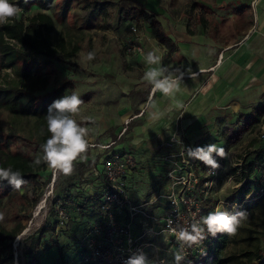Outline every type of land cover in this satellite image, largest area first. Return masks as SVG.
<instances>
[{"label":"rangeland","instance_id":"rangeland-1","mask_svg":"<svg viewBox=\"0 0 264 264\" xmlns=\"http://www.w3.org/2000/svg\"><path fill=\"white\" fill-rule=\"evenodd\" d=\"M40 1L45 5V9L30 5L29 2L19 4L23 11L17 19L25 20L37 13H47L55 24L53 42L56 43L60 37H64L72 43H77L80 49L71 57L57 54L45 58L29 54L26 71L31 70L34 75L39 74L49 79L46 88L35 94L43 95L66 82L71 83V87L65 90V95L75 92L84 101L74 119L89 129L91 143L102 145L121 136L118 143L112 146L113 149L131 153L135 159V167L129 172L130 176L126 177L129 198L136 204L150 200L165 187L166 167L161 159L162 154L160 155V151L165 149L159 144L165 140L169 131L174 132L176 127L182 130L185 137H190L191 131L183 129L180 123L181 114L170 108L174 104V97L157 92L152 101L149 102L148 97L144 101L145 93L147 96L152 93L151 86L143 80V74L148 67L145 54L155 50L162 58V65L170 69L174 68L175 63L169 54H165L158 41H152L151 38L150 43H144L143 53L131 52L130 20L123 17L120 9L142 6L145 11L162 17L158 19L166 31L173 34L180 33L182 26L190 23L189 17L195 0H69L68 5V0ZM94 1H113L116 5L109 7L108 14L103 17L92 12ZM132 23L138 25L143 40L154 37L148 19H142L141 22L134 20ZM89 51L96 53V58L92 61L86 60ZM7 69L10 68H6L4 60L0 57L2 85L5 78H14L12 69L11 75L5 71ZM154 113L158 115L154 116ZM33 127L32 119L16 121L7 111L0 110L1 139L6 141L7 147L12 151L31 159L42 157V152L28 135L18 131L25 128L27 132L32 133ZM124 128L127 130L122 135ZM256 128L257 126L250 131H247L246 126L241 128L242 136L230 153L243 159V174L246 172L245 167L254 161L255 151L264 150V138H259V129L255 131ZM231 133L233 137L238 134L234 130ZM252 139L260 143L256 145V150L255 146L249 147ZM111 149H89L75 162V170L68 176L54 172L46 165V171L38 178V186L26 185L20 189V194H25L26 197L18 195L0 208V212L4 213L0 226L6 229L18 224L23 226L21 233L12 243L13 259L7 264H27L28 259L35 260L38 264H83L79 257L81 241L85 230L93 222L92 212L96 211V197L101 199L99 196L103 195L100 173L103 160ZM204 165L202 163V166ZM228 173L234 174L235 169L228 166ZM237 177L238 175L234 180H237ZM245 178L251 190L256 191L264 185V164L254 166ZM226 179V176L222 175L216 189L211 190L213 196L208 199V205L233 200L234 183L226 186ZM87 196H94L90 202L92 205L87 200L84 201ZM34 198L38 199L36 204H32ZM261 199L245 203L239 208L238 211L246 212L247 219L234 236L227 234V254L239 256L246 252L255 254L260 251L264 255V233L261 228L264 215L259 210ZM60 207L66 208L63 217H59ZM148 213L161 215V205L153 206ZM52 228L54 230H51ZM39 235L43 237L38 250L33 256L29 255L28 248L35 243ZM152 241L159 250H152L149 258H165L172 264L173 250L166 244L164 236L155 237ZM259 263L256 259L248 262Z\"/></svg>","mask_w":264,"mask_h":264},{"label":"crops","instance_id":"crops-1","mask_svg":"<svg viewBox=\"0 0 264 264\" xmlns=\"http://www.w3.org/2000/svg\"><path fill=\"white\" fill-rule=\"evenodd\" d=\"M194 2L190 23H185L180 33L171 34L163 26L176 51L169 53L158 42L165 54L173 58L174 68L192 69V73L184 77L170 108L181 114L183 129L191 131L190 137H185L188 146L223 147L227 139L223 131H230L229 136L233 130L238 133L245 126L247 131L257 126L255 131H258L264 123V0ZM156 17L160 16L156 14ZM132 22L130 20V24ZM150 38L157 40L147 37L142 41L143 49L145 42H151ZM156 93L148 96L145 93L144 101L147 97L152 101ZM254 118L257 119L252 121ZM172 133L170 130L159 146L164 145ZM120 137L107 143L116 145ZM236 143L225 152V158L215 153L213 156L226 159ZM259 144L252 139L249 147L255 146L256 150ZM164 152L160 151V155Z\"/></svg>","mask_w":264,"mask_h":264},{"label":"built area","instance_id":"built-area-1","mask_svg":"<svg viewBox=\"0 0 264 264\" xmlns=\"http://www.w3.org/2000/svg\"><path fill=\"white\" fill-rule=\"evenodd\" d=\"M129 29L132 35L130 51L135 54L143 53V36L139 32L138 25L132 23ZM14 43L15 41L10 42L11 45ZM126 130L127 128H124L122 134ZM258 133L259 138H264V123L260 124ZM174 138H180L182 143L175 142ZM102 145L107 146L102 151L112 149L104 158L100 173L103 195L99 196L101 199L96 200V211L92 214L93 222L85 230L81 241L82 249L79 257L83 264H124L137 249H142L149 257L152 250H159L152 239L161 235L174 251L177 247L175 237L166 231L169 218L174 223H190L214 211L218 206L234 213L245 203L264 196V185H262L256 191L246 194L240 201V191L246 182V178H242L243 159L230 155L220 160L217 156H213L220 167L215 170L214 175H209L211 170L208 166H202L201 161L189 157L185 136L182 130L176 127L169 139L161 146L165 149L161 158L166 167L164 190L160 189L150 200L136 204L129 198L126 187L127 174L135 167L134 157L124 150L115 151L112 147L115 142ZM228 166L235 169L234 174L228 173ZM222 175L227 179L229 177L233 179V200L218 201L213 206L208 205V199L213 196L211 190L216 189ZM236 175L238 179L234 180ZM235 184H239L240 187L236 188ZM158 205L162 207L161 215L148 213L149 209ZM58 213L59 217H63L66 208L60 207ZM217 236L218 234L214 238L208 236L200 245L188 249L186 260L208 253Z\"/></svg>","mask_w":264,"mask_h":264},{"label":"trees","instance_id":"trees-1","mask_svg":"<svg viewBox=\"0 0 264 264\" xmlns=\"http://www.w3.org/2000/svg\"><path fill=\"white\" fill-rule=\"evenodd\" d=\"M11 2L21 4L24 0H11ZM28 2L30 5H38L45 9V5L40 0H28ZM68 3L69 0L66 4L68 5ZM115 5L116 3L113 1H94L92 12L104 17L108 14V8L114 7ZM120 12L124 18L131 21L136 20L137 22H141L142 19H148L153 30V35L157 41L164 46L169 53L176 51L174 42L166 34L156 14L148 13L142 6H131L125 10L120 9ZM54 27L53 18L49 14L42 12L25 20L16 19L14 22L0 26V57L4 60L6 68L12 69L15 78L10 80L5 78L3 85L0 83V110L7 111L16 121L24 119L33 120L34 127L32 133L27 132L25 128L19 129L18 132L28 135L39 151H41V144L45 142L49 135L45 119L48 106L55 99L65 95V90L71 87V83L66 82L43 95L35 94L46 88L49 79L47 77H41L39 74L34 75L31 70L26 71L27 57L29 54L33 56H43L45 58H51L57 54H64L67 57H71L80 49L77 43H72L71 40H67L64 37H60L59 40L54 43L52 39ZM11 41H15V43L11 45ZM223 134L227 138L222 147L225 152L242 136L241 132L238 133L237 136H229L230 131L228 130L223 131ZM254 154V161L245 167L246 172L245 174L242 173V178H245L247 173L251 172L254 166L264 164V150L255 151ZM33 161L34 159L12 151L7 147L6 141L3 142L0 137V167H11L13 170H19L27 181L26 185L31 184L33 187H36L38 186L40 174L46 171L47 166L44 163L35 165ZM251 191L253 190H251L246 181L240 191L239 200H243L245 195ZM18 195L26 197L25 194H20V190L13 189L7 181L0 182V208L6 203L13 201ZM93 197H84V201L87 200L88 203H90ZM259 199H261L259 210L262 215H264V196ZM96 200H98V197H96ZM37 201L38 199L34 198L32 204H36ZM261 228L262 233H264V219L261 221ZM22 229L23 226L21 224L11 229L0 226V264H7V262L12 261V243L21 233ZM51 230H54V228ZM42 237L43 235H39L35 243L30 245L28 248L29 255L33 256L38 250ZM226 237L227 234L218 233L208 253L200 257L185 260L182 264H248V262H251L253 259H256L258 263L260 262L259 264H264V255H262L260 251L255 254L246 252L239 256L227 254L225 252ZM27 264L38 263L35 260L28 259Z\"/></svg>","mask_w":264,"mask_h":264},{"label":"clouds","instance_id":"clouds-1","mask_svg":"<svg viewBox=\"0 0 264 264\" xmlns=\"http://www.w3.org/2000/svg\"><path fill=\"white\" fill-rule=\"evenodd\" d=\"M28 0H24L27 3ZM23 10L18 3L11 0H0V26L14 22ZM135 31V28H133ZM96 58L94 51L86 54V60L92 61ZM145 63L148 65L143 74V80L151 86L153 93L160 92L167 97H175L180 90L186 74H191V68H168L162 65V58L155 50L145 54ZM10 75L11 69L5 70ZM191 77V75H189ZM84 103L75 92L71 95H63L55 99L47 109L45 115L48 138L40 149L42 157L37 156L33 163L46 164L54 172L65 176L71 175L75 170V162L80 160L91 148L104 150L106 145H97L90 142L89 129L74 119L75 114L80 111ZM158 113H154V116ZM175 142L182 143L180 138H174ZM186 151L191 158L200 160L211 170L209 175H214L220 165L213 157V153L221 158L226 157L224 148L215 144L204 146H186ZM7 181L15 190H20L27 181L19 170L11 167H0V182ZM233 179L229 177L225 185H232ZM239 188V184H235ZM247 219L244 211L230 213L218 206L214 211L202 216L199 220L190 223H174L171 218L167 222L166 231L175 237L177 247L171 253L172 264H182L188 255V249L200 245L208 236L216 237L218 233L234 236ZM4 220V213L0 212V222ZM206 254V253H205ZM124 264H168L166 259H150L142 250L137 249L124 262Z\"/></svg>","mask_w":264,"mask_h":264}]
</instances>
